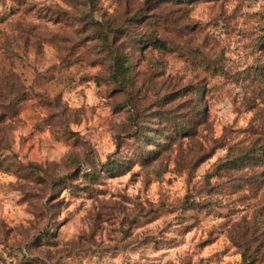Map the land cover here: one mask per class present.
Returning a JSON list of instances; mask_svg holds the SVG:
<instances>
[{
    "label": "rangeland",
    "instance_id": "obj_1",
    "mask_svg": "<svg viewBox=\"0 0 264 264\" xmlns=\"http://www.w3.org/2000/svg\"><path fill=\"white\" fill-rule=\"evenodd\" d=\"M0 264H264V0H0Z\"/></svg>",
    "mask_w": 264,
    "mask_h": 264
},
{
    "label": "trees",
    "instance_id": "obj_2",
    "mask_svg": "<svg viewBox=\"0 0 264 264\" xmlns=\"http://www.w3.org/2000/svg\"><path fill=\"white\" fill-rule=\"evenodd\" d=\"M177 1H182V0H177ZM152 43L153 44H157V43H161V42L153 41ZM161 46H162V43L159 45V47H161ZM117 73H118V75L127 76L130 73V67L127 66L124 63H121L119 65L117 64ZM240 161H241V159L240 160L239 159H235V160L231 161L229 164L230 165L236 164V163H239Z\"/></svg>",
    "mask_w": 264,
    "mask_h": 264
}]
</instances>
